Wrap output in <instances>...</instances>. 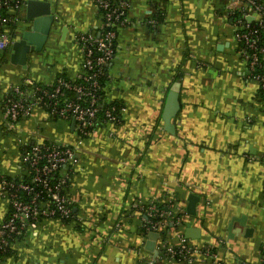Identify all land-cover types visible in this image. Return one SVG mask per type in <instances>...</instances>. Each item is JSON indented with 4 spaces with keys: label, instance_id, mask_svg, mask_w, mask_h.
I'll return each instance as SVG.
<instances>
[{
    "label": "crops",
    "instance_id": "crops-1",
    "mask_svg": "<svg viewBox=\"0 0 264 264\" xmlns=\"http://www.w3.org/2000/svg\"><path fill=\"white\" fill-rule=\"evenodd\" d=\"M47 1L62 22L44 51L29 54L27 67L12 63L8 49L0 51V135L5 140L11 133L19 136L10 150L5 146L0 152V177H21V157L35 142H66L77 149L67 185L77 219L44 220L36 233L26 232L38 240L33 263L147 264L157 258L158 264H180L164 257L163 237L156 241L157 253L146 248L137 205L173 196L185 215L178 229L168 231V243L180 245L184 238L196 248L217 247L222 264H260L264 105L237 49L230 0H126L131 23L118 29L103 87L104 102L123 105L122 117L96 126L86 137L72 121L51 119L41 108L14 128L4 117L12 85L26 79L51 85L58 75L81 74L76 35L101 30L95 0ZM157 8L164 11L162 21L150 23ZM25 15L26 5L17 26ZM177 85L180 109L172 134L165 130L163 112ZM191 193L200 197L196 216L186 212ZM5 208L0 200V217ZM243 216L255 228L253 236L246 237L241 223L233 222ZM186 222L201 230L199 238L185 237ZM25 243L14 244L15 251L30 250ZM198 260L205 263L201 255Z\"/></svg>",
    "mask_w": 264,
    "mask_h": 264
},
{
    "label": "built area",
    "instance_id": "built-area-1",
    "mask_svg": "<svg viewBox=\"0 0 264 264\" xmlns=\"http://www.w3.org/2000/svg\"><path fill=\"white\" fill-rule=\"evenodd\" d=\"M26 2L0 0V51L12 45L13 35L8 27L19 23ZM125 4L126 0H121L120 5H115L111 0H95L97 9L103 12L100 15L101 30L98 33L82 32L76 35L83 53V72L76 78L58 77L53 84L46 86L26 79L11 86L3 102L4 117L10 128H14L18 121L31 115L35 109L41 108L51 119L74 120L80 137L91 133L101 120V79L107 76V66L114 58L118 29L131 23ZM227 11L231 16L238 12L242 14L234 23L236 39L245 44L239 53L247 64V78L256 81L264 94V48L258 44L260 30L251 27V22L258 21L264 32V3L261 0H230ZM247 17H254V20L247 21ZM149 22L154 23V20ZM240 27L242 30L238 31ZM261 103L264 105V99ZM120 119L112 109L104 113L106 123H117ZM76 150L75 146L66 142H35L26 148L21 157V177H0V200L6 203L5 212L0 217V254L8 250L14 237L28 231L36 233L44 220L75 218L76 211L67 192V185L73 163L76 162ZM173 199V196L169 198L170 206L167 210L160 209L157 201L153 200L137 203L141 206L142 228L147 233L159 232L160 237H163L162 231L169 224L178 227L182 225L184 205L179 200L174 204ZM219 243L223 244L224 241L220 239ZM159 248L164 257L180 264H200L199 255L204 261L209 257L212 264H222L219 251L211 252V246L203 247L205 251L202 247H193L184 238L180 245L170 244L163 239ZM260 254V264H264V241L261 243ZM157 261V258H151L147 264H158Z\"/></svg>",
    "mask_w": 264,
    "mask_h": 264
},
{
    "label": "water",
    "instance_id": "water-1",
    "mask_svg": "<svg viewBox=\"0 0 264 264\" xmlns=\"http://www.w3.org/2000/svg\"><path fill=\"white\" fill-rule=\"evenodd\" d=\"M247 21H253L254 17H247ZM233 21L232 18H230ZM62 22L60 16L56 13L52 3L47 0H27L26 15L21 24L16 27L13 34V43L8 48L11 51L10 60L12 63L20 64L27 67L28 57L31 53H41L46 48V45L51 36L56 32L57 26ZM18 25V24H17ZM178 85L176 89H172L168 96L164 107L163 120L165 130L169 133L175 134V125L172 119L175 118L180 109ZM76 122L72 121V127H75ZM200 197L191 193L188 197L186 212L191 216L197 215V204ZM239 221L241 226L245 228V236H253L254 227L247 225L246 216L237 217L234 221ZM233 222L229 225V231L233 230ZM187 229L185 232L186 238L196 239L200 237V229L193 228L191 222L185 223ZM146 248L149 251L157 253L156 241L161 239L159 232H149ZM230 236L232 234L230 233Z\"/></svg>",
    "mask_w": 264,
    "mask_h": 264
},
{
    "label": "trees",
    "instance_id": "trees-1",
    "mask_svg": "<svg viewBox=\"0 0 264 264\" xmlns=\"http://www.w3.org/2000/svg\"><path fill=\"white\" fill-rule=\"evenodd\" d=\"M111 1L114 2L115 5H120V2H121V0H111ZM261 1L264 2V0H261ZM126 12H128V11H126ZM126 14H127V13H126ZM99 15H103L102 10H99ZM163 16H164V11L162 10V8H157V9H156V12L150 17V19H149L148 21L155 20V22L158 23V22L162 21ZM240 16H242L241 12L236 13L234 16H231V15H230L231 18H234L233 21H232L233 24L235 23L236 19L239 18ZM16 27H17L16 24H11V25H9V27H8V31L10 32L11 35H13V34L15 33V29H16ZM251 27L258 28V29L260 30L258 44H259L260 47H263V48H264V32H263V30L259 27L258 21H253V22H251ZM4 30H5V29H2L1 31H4ZM239 30H242V28H241V27L238 28V31H239ZM244 31H245V30H244ZM237 43H238V45H237V49H238V51L243 50V49H244V46H245L244 42H243V41H238V40H237ZM257 72H262V70H257ZM58 77H65V78H68V76H67L66 74L58 75L57 78H58ZM105 80H106V76H104V77L101 79V84H102V90H101V95H102V100H101V102H102V107H101V110H100V113H99V115H100V119H101V120L98 121V125H101V124H105V123H106V121H104V113L106 112L107 109H112L113 112H114L115 114H117L118 116H120V118L122 117V114H121V108L123 107V105H122L121 103H119L118 101L104 102V100H103V87H104V84H105ZM37 84H40V83H37ZM40 85H43V84H40ZM43 86H46V85H43ZM258 96H259V97H258V98H259V101L261 102V101L264 99V94L262 93L261 89H260V92H259V95H258ZM113 108H114V109H113ZM56 119H57V118H56ZM98 125H95V126L93 127V129L96 128V126H98ZM91 131H92V130H91ZM6 177H7V178H10V179H11V178H14V177H8V176H6ZM19 178H20V177H19ZM176 201H178V200H176V198H174L172 202L175 204ZM167 202H168L167 200L162 199V200H160V201L157 202V206H158L160 209L167 210V207L170 206V203H167ZM146 208H147V207H146ZM146 208H145V209H146ZM145 209L142 210V212H144ZM182 215L184 216L185 213H182L181 216H182ZM178 216H180V215H178ZM173 217H176V216L173 215ZM74 219H75V220L77 219L76 212H75V218H74ZM74 219H72V220H74ZM173 219H175V218H173ZM72 220H63V221H65V222H70V221H72ZM174 228L178 229L179 227H178L177 225H175V226L173 225V226H172L171 224H169V225L167 226L166 230H165V231H162V233H163V239H166L167 236H168V231L173 230ZM142 229H143V232L146 233V235H147L148 233L145 231V229H144V228H142ZM25 237H26V233H24L23 235H19V236H17V237H14V238L11 240V243H10L11 245L9 246L8 250H7L5 253L0 254V258H1V260H2L0 264H2V262H3L6 258H8V257H10V256H14V255L18 256V252L15 251V249H14L13 246H14V244H16L17 242H21V241L25 240ZM205 249H206V248H205ZM203 250H204V248H203ZM204 251H205V250H204ZM210 251H211V252H214V251H218V249H217V247H212V248L210 249ZM164 254H165V253H164ZM175 260H178V259H175ZM204 264H212V259H210L209 257H206V258H205V263H204Z\"/></svg>",
    "mask_w": 264,
    "mask_h": 264
},
{
    "label": "rangeland",
    "instance_id": "rangeland-1",
    "mask_svg": "<svg viewBox=\"0 0 264 264\" xmlns=\"http://www.w3.org/2000/svg\"><path fill=\"white\" fill-rule=\"evenodd\" d=\"M8 140H5L4 136L0 135V152H4L6 150L5 146H8V150H10L11 147H13L14 142H12L13 139L15 141L19 138V136L15 133H11L8 136ZM11 140V141H10ZM263 229H264V221L259 223ZM263 233H260V235H263ZM259 235V236H260ZM26 239V245L30 247V250H26L25 248H22L21 251L18 252V256H10L6 258L2 264H34L33 258H35L34 252L32 251L37 245L38 240H32L29 239V235L25 238Z\"/></svg>",
    "mask_w": 264,
    "mask_h": 264
}]
</instances>
